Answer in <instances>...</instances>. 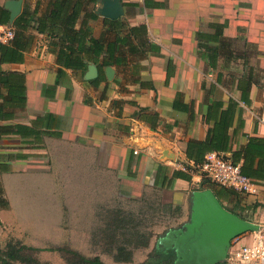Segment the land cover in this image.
Here are the masks:
<instances>
[{"label":"crops","instance_id":"1","mask_svg":"<svg viewBox=\"0 0 264 264\" xmlns=\"http://www.w3.org/2000/svg\"><path fill=\"white\" fill-rule=\"evenodd\" d=\"M52 1L22 0L16 18L31 21L17 40L21 46L13 38L0 48V183L8 200L0 212L23 203L27 210L16 214L35 235L23 230L32 240L24 242L0 217L8 231L0 248L14 237L50 262L42 254L54 251L64 260L57 249L63 245L88 252L96 210L118 195L156 190L164 202L181 206L182 223L188 221L203 179L201 163L188 157L189 142L208 141L222 117L228 149L215 152L225 158L233 161L251 137L264 138V0H120L118 18L102 15L98 0L95 17L84 7L76 24L85 19L84 27L105 46L84 72L58 63L59 38L39 20ZM15 19L7 25L14 27ZM91 64L98 75L87 79ZM259 181L258 194L246 203L240 192L233 202L221 197L225 207L223 198L253 203L237 212L260 229L237 242L264 235ZM47 225L52 230L44 232ZM226 260L234 264L229 255Z\"/></svg>","mask_w":264,"mask_h":264},{"label":"trees","instance_id":"2","mask_svg":"<svg viewBox=\"0 0 264 264\" xmlns=\"http://www.w3.org/2000/svg\"><path fill=\"white\" fill-rule=\"evenodd\" d=\"M97 2L98 0H53L48 14L44 18L39 19L42 23L48 22L50 24L47 30L49 35L59 38L57 39L58 50L54 49V51L57 53L58 63L63 67L84 72L87 68L88 60L98 62L100 55L104 53V44L99 39L94 38L89 30L84 27L85 19H83L82 25L76 28L80 10L84 7H91V11L87 10L85 15L95 17L92 10L95 9ZM9 21L10 11L0 5V25H7ZM30 21L31 19L27 17L23 23L22 16L15 19L13 44L21 46L17 43V40L24 34L23 30L27 29ZM41 29V27H38V30ZM3 46L5 44L0 43L1 49ZM227 130L228 124H225V120L222 117L209 132L208 141L189 142L188 157L199 164L204 161L207 153L227 150ZM257 159L258 162L256 161ZM233 161L236 163L241 162L242 172L260 183L259 179H264V138L251 137L246 147L234 153ZM179 174L188 179L190 178L187 174L180 172ZM202 184L212 188L220 200L221 197L238 196L239 193V191L220 186L206 178L202 179ZM203 185L198 189H204ZM258 205L260 204L256 203L255 208ZM7 206L8 200L3 196V188L0 183V207L6 208ZM177 208L179 210L181 207ZM226 208L229 209L228 207ZM229 210L247 219L243 213L232 209ZM143 211V209L139 211L140 218L138 219L134 211H124L122 208L108 209L107 213L100 215L103 227L92 233L94 244L101 246V251L111 255L117 262H132L135 251L142 248L147 249L154 236L153 230H142V228L148 227L144 222L146 217H141L143 214H147V212L144 213ZM160 247H162V244L159 243L151 253L150 260L139 264H174L175 256L167 258L165 261L154 256V252H160ZM57 249L66 264H106L100 255L87 256L69 245H63ZM39 252V248L29 246L21 240L11 237L0 248V264H54L50 261L41 260L38 256ZM225 263L226 261L218 264Z\"/></svg>","mask_w":264,"mask_h":264},{"label":"water","instance_id":"3","mask_svg":"<svg viewBox=\"0 0 264 264\" xmlns=\"http://www.w3.org/2000/svg\"><path fill=\"white\" fill-rule=\"evenodd\" d=\"M102 15L118 18L124 13L120 0H101ZM13 21L22 9V0H8L5 5ZM110 73L111 68L109 67ZM98 75V68L91 64L87 79ZM110 77V74L108 73ZM260 226L227 209L212 188L193 192L190 218L176 229H170L157 243L167 253L161 258L175 256L174 264H218L224 262L232 241Z\"/></svg>","mask_w":264,"mask_h":264},{"label":"rangeland","instance_id":"4","mask_svg":"<svg viewBox=\"0 0 264 264\" xmlns=\"http://www.w3.org/2000/svg\"><path fill=\"white\" fill-rule=\"evenodd\" d=\"M199 184V183H198ZM198 187H202V184H199ZM259 192V191H258ZM257 193L251 194V193H244L240 192L242 195V201L246 203V198L252 196H256ZM254 198V197H253ZM226 202V205L229 209H233L235 211H241V208H248L251 207L253 203H250L244 207L241 205L233 204L232 202L237 200L235 197H232V202L229 201V199L223 198ZM248 200V199H247ZM241 201V202H242ZM25 205L20 202H14V206L11 209L1 210L0 217L3 220H6L8 223L12 222L11 231L13 236H16L18 238H21L26 243H31V238H33L35 235L31 231L32 229H29L28 223L24 221L21 216H18L16 213L20 212V215H22L27 209L24 207ZM177 207H181L179 205H173L171 203L164 202V199L162 195L156 191V190H149L147 193H144L142 195H136V196H116V198H112L109 202L105 201L104 204H101L98 209L96 210V220L94 221L93 230L97 231V229H101L103 227V222L100 219L101 214L107 213L108 209L111 208H122L124 211H134L136 213V217L139 219V211L144 210L143 212L147 214H143L141 217H146V220L144 221L147 224V228L143 229V231H154V236L151 239L150 246L142 249L136 250V257L135 260L131 264H139L146 262L150 260L151 253L153 252L154 248L156 247V244L160 240V238L164 235V232L171 228L176 227L182 224V207L178 210ZM249 209V208H248ZM244 212V210H242ZM24 216L27 218V213L24 214ZM23 230L30 232L32 234L30 237H25L24 234H21ZM45 230L49 232V230H52V227H49L48 225L44 228ZM8 231H6V228L0 224V238L2 234H7ZM46 234V233H45ZM25 237V238H24ZM44 239L46 244L52 243V240L50 236H40ZM38 236V238H40ZM55 241V238H53ZM91 248H89L88 252L85 253L87 256H94L96 254L100 255L102 258L107 260L110 264H128V263H117L113 260L111 256L108 254H105L101 251L102 247L94 244L92 236L89 238ZM135 254V253H134ZM43 258H49L52 262L55 264H65L64 260L60 257V255L57 252L54 251H48L47 254H42ZM227 263V260H225ZM135 262V263H134Z\"/></svg>","mask_w":264,"mask_h":264},{"label":"built area","instance_id":"5","mask_svg":"<svg viewBox=\"0 0 264 264\" xmlns=\"http://www.w3.org/2000/svg\"><path fill=\"white\" fill-rule=\"evenodd\" d=\"M15 36L11 25H0V43H9ZM137 152V151H136ZM202 178L244 193H257L259 182L242 172L241 164L229 160L218 152H210L199 165ZM229 251V260L234 264H264V235H256L253 242L235 241ZM228 258V257H227Z\"/></svg>","mask_w":264,"mask_h":264},{"label":"flooded vegetation","instance_id":"6","mask_svg":"<svg viewBox=\"0 0 264 264\" xmlns=\"http://www.w3.org/2000/svg\"><path fill=\"white\" fill-rule=\"evenodd\" d=\"M178 227H179V226H177V227H173V228H171V229H176V228H178ZM169 230H170V229H169ZM169 230H168V231H169ZM168 231H167V232H168ZM167 232H166V233H167ZM165 235H166V234H164L163 236H165ZM156 247H157V244H156ZM156 247H155V248H156ZM155 248H154V249H155ZM166 253H167V251H165L164 249H163V250L160 249V252H159V251L154 252V256L161 260V258H162Z\"/></svg>","mask_w":264,"mask_h":264}]
</instances>
